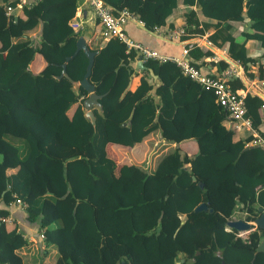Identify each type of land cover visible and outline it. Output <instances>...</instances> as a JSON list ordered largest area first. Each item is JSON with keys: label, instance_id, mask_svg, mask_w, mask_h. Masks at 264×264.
Wrapping results in <instances>:
<instances>
[{"label": "trees", "instance_id": "trees-1", "mask_svg": "<svg viewBox=\"0 0 264 264\" xmlns=\"http://www.w3.org/2000/svg\"><path fill=\"white\" fill-rule=\"evenodd\" d=\"M103 1L149 30L181 26V41L210 31L249 77L264 76V0ZM9 4L17 0H0V215L22 200L50 251L38 254L16 218L0 220V264H264V229L245 237L226 230L233 217L252 220L264 207V150L244 151L252 135L229 129L215 94L176 62L148 59L140 70L136 50L127 53L116 38L93 40L89 79L102 104L93 107L94 125L84 109L89 93L73 82L89 62L83 50L74 55L83 34L72 27L78 0H36L17 19ZM188 49L201 69L214 56L196 43ZM68 56L73 81L59 77ZM38 58L45 65L35 72ZM232 85L245 86L240 77ZM262 104L247 95L255 127ZM111 144L128 148L127 157L118 162ZM203 202L213 211L196 212Z\"/></svg>", "mask_w": 264, "mask_h": 264}, {"label": "built area", "instance_id": "built-area-1", "mask_svg": "<svg viewBox=\"0 0 264 264\" xmlns=\"http://www.w3.org/2000/svg\"><path fill=\"white\" fill-rule=\"evenodd\" d=\"M89 6L94 11L99 23L101 24V37L104 41L111 38L120 40L126 46V52L136 50L144 61L148 59H157L159 61H173L182 69L183 74L189 76L192 80L200 84L204 89L212 91L223 109L227 111V126L231 127L234 132H242V134L252 135V139L247 143L248 146L261 147L264 150V104L260 108V123L255 127L252 119L246 116L247 106L246 97L248 94L258 95L264 99V76L249 77L238 62L235 64L230 63V66L223 70H216V72L206 71L198 68L191 63V57L189 55V49L186 47L182 56H173L162 54L159 51L150 48L142 42L131 37L127 30L126 25L129 22H136L144 25L143 21L139 17L128 9L121 10L115 15L110 6L103 0H86ZM29 5L27 0H17L16 6L9 4L7 6V14H12L17 8H23ZM72 27L77 31L80 28V22L78 19L72 21ZM155 30L161 29L157 26ZM167 34L172 39H179L184 34L182 27L166 30ZM213 59L219 61L220 57H213ZM228 62V61H227ZM240 77L245 86L234 89L232 81ZM15 206L20 209L25 208V203L18 199L14 203ZM237 219L233 217L230 220ZM0 220L12 223L14 217L0 215ZM232 228L227 225L226 230ZM28 237L27 235H25ZM239 236L245 237L244 232H239ZM40 238L45 241V234L40 233ZM29 239V237H28Z\"/></svg>", "mask_w": 264, "mask_h": 264}, {"label": "crops", "instance_id": "crops-1", "mask_svg": "<svg viewBox=\"0 0 264 264\" xmlns=\"http://www.w3.org/2000/svg\"><path fill=\"white\" fill-rule=\"evenodd\" d=\"M27 1L29 4H32L36 0H27ZM22 9L23 8H17L14 11V13H16V16L20 14ZM75 18L78 19V21L80 22L79 30L83 31L82 35L85 36L88 43H90L93 40H102L103 42H105L101 37V29H102L101 24L99 23L94 11L89 6L86 0H78V7ZM245 27L246 25L240 28L243 29ZM126 30L128 34L134 39L166 55L182 56L184 54V50L186 49V47L194 43L200 46H205L206 48L214 52V56L206 58V61L209 63L206 67H203V69L206 71L216 72V70L218 69L216 64L218 61L213 59V57L218 56L220 58L225 59L226 61L227 59L225 58V56L230 58L229 55L226 53L225 49L218 48L210 42L208 38L210 31L204 30L203 32H198L196 36L188 40L181 41L179 39L170 38L166 32L167 29H165L164 27H161V29L159 30L157 29L149 30L144 25H141L136 22H129L126 25ZM237 34L239 35V32ZM238 37L240 38V36ZM44 65H45L44 61L38 58L35 62L31 64V68L35 72H38L43 68ZM137 83H138V79L134 77L132 79L131 88H134ZM188 148L190 149V151L191 150L193 151L194 146L192 147L188 146ZM109 150L110 153L113 155V157L117 159L118 162L124 160L127 157L128 148H125L123 146L117 144H111ZM136 171L137 170L133 171V173L140 175V173ZM9 209H10L9 216L16 218V220L19 222V224L25 231V234L29 237V241L35 243L36 244L35 247L37 249H39V247H42L43 252L50 251V246H47L46 242L39 237L36 227L34 225L29 224L25 220L24 218L25 214L23 213V210L14 205L10 206Z\"/></svg>", "mask_w": 264, "mask_h": 264}, {"label": "water", "instance_id": "water-1", "mask_svg": "<svg viewBox=\"0 0 264 264\" xmlns=\"http://www.w3.org/2000/svg\"><path fill=\"white\" fill-rule=\"evenodd\" d=\"M17 18H18V16H16V19ZM80 50H83L89 59V62L87 65V70H86V73H85L83 79L78 81V82H75L71 79V77L67 73V70H66L67 63L70 61L72 56H68L66 58L65 62L62 64L63 71L59 77L66 76L71 81L76 83V85H81L83 88H85L88 91L89 96L84 101V109L86 111V115L91 119V122L95 125L96 124V116L93 112V107L99 106L102 108V104L99 101L101 98V95L96 93L95 86H94V84H92L89 77H90L91 72H92V68L94 65V60H95V56H96L97 52L90 49V47L88 45V41L84 35H81L78 38L77 47H76V51H75L74 55L77 54ZM225 58L227 59V61L229 63L235 64L234 60L228 58L227 56H225ZM136 65H137V68H139L140 70H146L147 69V66L145 65L144 60L142 59L141 56L138 57ZM149 73H150V76L153 77L155 80L158 79V75L155 74L153 69L149 68ZM229 129H231V127H229ZM250 147H253V146H246L244 148V151L249 149ZM255 147H257V146H255ZM3 160H4V156L2 153H0V163L3 162ZM192 178L194 181L197 180L196 176H194V175ZM199 185L201 187H204L203 182H199ZM207 210L213 211V208H211L205 202L199 204L195 208L196 212L207 211ZM258 211L260 214L252 220H246L245 218H237L234 220H229L227 224L232 229H235L238 232H244V233H249V232H251L257 228L264 229V207L258 206ZM260 251H264V241H262L257 248V252H260ZM222 264H225V261H223Z\"/></svg>", "mask_w": 264, "mask_h": 264}, {"label": "rangeland", "instance_id": "rangeland-1", "mask_svg": "<svg viewBox=\"0 0 264 264\" xmlns=\"http://www.w3.org/2000/svg\"><path fill=\"white\" fill-rule=\"evenodd\" d=\"M238 31H240V29H238ZM238 31H237V33H238ZM237 135H241L242 134V132H235ZM248 233H244V236H246ZM43 249H42V247H39V249H36V251H37V253L39 254L41 251H42ZM55 250V249H54ZM53 250V252H55ZM52 251V250H51ZM53 252H50L52 255H53ZM57 252V251H56ZM42 254H45V253H42ZM37 255V254H36ZM51 255V256H52ZM54 255L55 256H57L58 254L56 253H54ZM37 257L35 256V254L33 253L32 255H30V259H33L34 261H35V259H36ZM37 264V263H36Z\"/></svg>", "mask_w": 264, "mask_h": 264}]
</instances>
